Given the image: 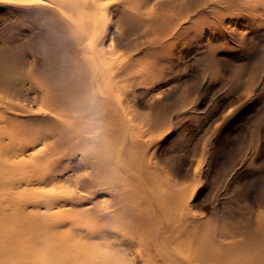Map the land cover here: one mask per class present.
<instances>
[{"label":"rangeland","instance_id":"374dc122","mask_svg":"<svg viewBox=\"0 0 264 264\" xmlns=\"http://www.w3.org/2000/svg\"><path fill=\"white\" fill-rule=\"evenodd\" d=\"M98 4L100 72L90 60L88 39L76 29L82 18H71L68 7L57 0H0V170L5 169L2 160L32 168L34 154L40 157L41 148L49 152L56 146L53 165L64 163L63 171L53 174L62 176L50 183L38 176L32 183L30 176L23 185L28 193L74 189L80 177L114 182L122 174L132 186L130 193L127 184L111 188L106 182H87L79 184L73 198L83 201L80 210L95 204L104 213L117 210L123 226L112 225L111 231L127 230L130 239L158 244L156 229L142 210L123 201L124 194H144L153 187L155 176L170 185L168 199L190 207L195 225L217 240H251L263 247L264 0ZM80 65L92 77L108 74L101 89L89 84L96 95L83 91ZM60 84L72 85L69 95L77 109L60 106L69 98ZM41 97L58 102H41ZM26 103L31 111L21 110ZM62 126L74 136L64 134ZM47 134L36 141L37 135ZM101 154L112 164L102 162ZM116 166L120 170L113 176L106 173ZM32 210L50 213L46 206L32 207L31 201L20 221L32 217ZM103 223L85 224L77 237L67 236L61 225L54 230L61 238L84 243L89 237L85 229ZM3 233L12 250L6 248L8 262L17 264L21 256L15 254L25 250L32 260V226L8 225L0 229ZM90 238L91 244L100 242L96 235Z\"/></svg>","mask_w":264,"mask_h":264},{"label":"bare ground","instance_id":"6f19581e","mask_svg":"<svg viewBox=\"0 0 264 264\" xmlns=\"http://www.w3.org/2000/svg\"><path fill=\"white\" fill-rule=\"evenodd\" d=\"M57 1L59 5L69 8V16L71 18H82L80 23L76 24V29L81 32L82 39H88L91 52L93 53L90 60L94 69L98 70L99 61L100 64L102 63V54L99 49L100 43L96 36L99 25L98 21H96L97 17H95V9L99 8V0H91L93 6H90L89 0ZM101 11L99 10L98 12L100 13ZM105 67L103 66V68ZM101 69L99 68V72ZM78 72L82 79L86 81L83 91L94 95L96 94L89 84L92 82L93 87L96 83L101 89L103 81L108 79L106 77L108 74L98 77V73V76L92 77L89 68L84 65L78 67ZM100 79L101 81L99 82ZM64 88L67 90L65 94L68 95L72 89L74 90L70 84H60L58 87L60 91H64ZM65 94L63 92V95H60L61 97L58 96V98L63 99L62 96ZM41 98V102L45 100H50L53 104L58 102L56 97ZM38 100V96H35L34 101ZM63 100V102L60 101V106L65 109H77L79 107L78 103L75 107L76 101L71 100L70 95L69 98H64ZM27 104L21 105V110L31 111L32 108L28 107ZM42 107L43 105H40V108ZM70 129L69 126L60 128L64 134L66 133L71 138L74 133ZM75 133L80 132L75 131ZM47 136L48 134L37 135L35 139L36 141L42 140L43 138H48ZM79 137H83V135ZM81 140L83 139L79 140L82 143ZM85 141L96 142L90 137H86ZM0 146L1 149H4L1 143ZM40 151L43 152L42 156L38 157L37 154H34L32 157V168H28L27 164L28 167L18 168L13 163H9L8 160H2L5 169L0 170V229L6 228L8 225L19 227L22 223H25V226H32V242L34 244L32 247V260L31 252L25 250L22 253L18 252L15 254V257L21 256V260L17 261V264H264V246L262 247L251 240L231 241V239L224 236L221 240H217L214 234L201 229L199 225H195L197 220L191 216L190 207L184 206L177 198L173 201L168 199L169 190H171L170 185L158 182L160 179L157 178L158 180H156L155 176L149 184H152L153 187H148L144 194L137 193L132 196L124 194L123 201L125 200V203H135V206L142 210L145 220L156 229V237L160 239L158 244H147L148 242L146 241L130 239L127 230L121 234L111 231L112 225L120 224L123 226L124 220L117 210H109L104 213L101 212L102 209H99L96 204L80 210L79 207H82L83 201L73 198V195H76L75 192L79 188V184L84 185L87 182L95 186L106 182L111 188H115L117 182L127 184L129 186H127L126 190L130 193L129 189L132 186L122 174H119L118 179H114V182L113 180L110 182L103 179L99 180L97 177H89L90 179L87 180L84 177H80L76 179L77 184L74 189L58 193L42 190L28 193L23 185L30 183V176H32V183L35 180V176H38L40 182L43 180L45 183H50L62 176L58 175L61 173L53 174L55 170L61 171L62 163H64L58 161V166H56L57 164L53 165L54 162L56 163V154L59 149L53 146L49 152L45 148H41ZM116 154H119V152ZM14 156H17V153ZM101 156L102 162L112 164L113 161H106L102 154ZM105 157L113 158V155ZM70 163L72 161L69 162L68 166H70ZM83 164L87 163L84 162ZM119 170L120 168L116 166V169L109 168L110 173L108 171L106 173L113 176ZM154 180L157 182L155 183ZM143 183L147 184V181L143 180ZM31 201L32 207L43 205L47 207L50 213L35 214L36 212L32 210V217H28L24 222H21L20 220L24 217L23 214H26L27 206ZM156 207H159V213ZM258 217L260 220L261 216L258 215ZM101 221L104 223L98 227L96 226L95 229L92 227L85 229L89 237L85 239L84 243L73 241L71 237L65 236L61 238L59 237L60 234L57 233L58 229L54 230L56 226L61 225L64 226V231L62 232H68L67 236L77 237L78 232L86 227L85 224ZM261 226L264 227V222L263 224L261 223ZM124 228H126V225ZM191 228L193 229L191 230ZM91 235H96V239H99L100 242L91 244ZM4 238H6V234L3 233L0 236V264H15V262H8L10 259L8 256L11 253L7 249L12 250L8 247V244H4ZM74 242L77 243L75 244ZM79 243L83 245H79ZM143 244L147 247H144ZM73 251H76L77 254H72ZM120 257L122 260H118Z\"/></svg>","mask_w":264,"mask_h":264},{"label":"snow or ice","instance_id":"6c2138e0","mask_svg":"<svg viewBox=\"0 0 264 264\" xmlns=\"http://www.w3.org/2000/svg\"><path fill=\"white\" fill-rule=\"evenodd\" d=\"M232 111H234V109L233 110H230V112L228 113V115H230L232 113ZM217 127H219V125H217Z\"/></svg>","mask_w":264,"mask_h":264}]
</instances>
